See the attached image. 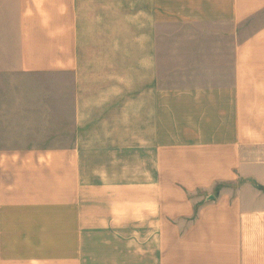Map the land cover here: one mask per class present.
I'll use <instances>...</instances> for the list:
<instances>
[{
	"label": "crops",
	"instance_id": "crops-1",
	"mask_svg": "<svg viewBox=\"0 0 264 264\" xmlns=\"http://www.w3.org/2000/svg\"><path fill=\"white\" fill-rule=\"evenodd\" d=\"M0 264H264V0H0Z\"/></svg>",
	"mask_w": 264,
	"mask_h": 264
},
{
	"label": "rangeland",
	"instance_id": "rangeland-1",
	"mask_svg": "<svg viewBox=\"0 0 264 264\" xmlns=\"http://www.w3.org/2000/svg\"><path fill=\"white\" fill-rule=\"evenodd\" d=\"M255 146V145H254ZM255 152L256 153H259L258 155H259V158L261 157V151L259 150V149H256L255 150ZM254 185H256V184H254ZM257 186V185H256ZM230 188V185L229 184H220V185H218L217 187H216V189H215V191H214V194H215V197H220L221 196V194H222V192L224 191V190H228ZM233 188H235L236 189V187H233ZM232 188V189H233ZM257 188H259V187H257ZM206 200L207 201H215L214 200V198H206L204 201L206 202ZM95 248V253L97 254V252H99L98 250H99V248L100 247H94Z\"/></svg>",
	"mask_w": 264,
	"mask_h": 264
}]
</instances>
